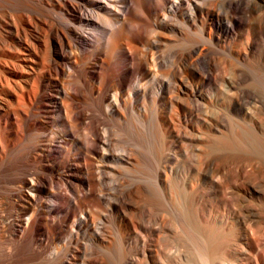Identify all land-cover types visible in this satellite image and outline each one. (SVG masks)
I'll use <instances>...</instances> for the list:
<instances>
[{
	"label": "bare ground",
	"instance_id": "1",
	"mask_svg": "<svg viewBox=\"0 0 264 264\" xmlns=\"http://www.w3.org/2000/svg\"><path fill=\"white\" fill-rule=\"evenodd\" d=\"M0 264H264V0H0Z\"/></svg>",
	"mask_w": 264,
	"mask_h": 264
}]
</instances>
